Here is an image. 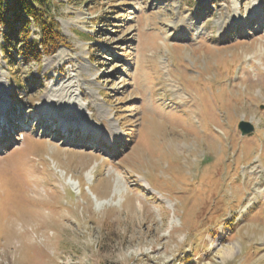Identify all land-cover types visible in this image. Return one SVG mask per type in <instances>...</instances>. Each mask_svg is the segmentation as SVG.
Returning <instances> with one entry per match:
<instances>
[{"label":"rangeland","instance_id":"rangeland-1","mask_svg":"<svg viewBox=\"0 0 264 264\" xmlns=\"http://www.w3.org/2000/svg\"><path fill=\"white\" fill-rule=\"evenodd\" d=\"M52 12L40 65L0 28V264H264V0Z\"/></svg>","mask_w":264,"mask_h":264},{"label":"trees","instance_id":"trees-1","mask_svg":"<svg viewBox=\"0 0 264 264\" xmlns=\"http://www.w3.org/2000/svg\"><path fill=\"white\" fill-rule=\"evenodd\" d=\"M53 0H0V28L6 42L2 51L7 60L21 56L25 63H42L45 55L53 54L68 41L52 12ZM103 22V21H102ZM31 25L38 29L32 37ZM16 44H19L17 52Z\"/></svg>","mask_w":264,"mask_h":264},{"label":"water","instance_id":"water-1","mask_svg":"<svg viewBox=\"0 0 264 264\" xmlns=\"http://www.w3.org/2000/svg\"><path fill=\"white\" fill-rule=\"evenodd\" d=\"M239 128L243 133H250L254 129L253 125L249 121L244 120L239 122Z\"/></svg>","mask_w":264,"mask_h":264},{"label":"bare ground","instance_id":"bare-ground-1","mask_svg":"<svg viewBox=\"0 0 264 264\" xmlns=\"http://www.w3.org/2000/svg\"><path fill=\"white\" fill-rule=\"evenodd\" d=\"M65 101V102H64ZM68 104H69V102H68V98H66V97H63L62 99H61V107H65V108H67L68 107ZM1 110H4V107H0V111ZM66 122V121H65ZM65 124V123H64ZM64 129L65 130H67L68 129V127L65 125L64 126ZM70 183H72V181L70 182ZM75 184V183H74ZM118 189V188H117Z\"/></svg>","mask_w":264,"mask_h":264}]
</instances>
